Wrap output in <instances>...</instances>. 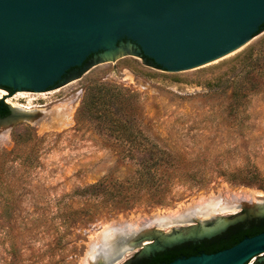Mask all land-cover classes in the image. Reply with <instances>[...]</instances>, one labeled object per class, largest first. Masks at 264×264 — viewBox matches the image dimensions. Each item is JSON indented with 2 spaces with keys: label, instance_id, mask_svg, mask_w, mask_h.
<instances>
[{
  "label": "rangeland",
  "instance_id": "374dc122",
  "mask_svg": "<svg viewBox=\"0 0 264 264\" xmlns=\"http://www.w3.org/2000/svg\"><path fill=\"white\" fill-rule=\"evenodd\" d=\"M95 63L58 88L0 99L31 113L11 116L12 127L0 122V264H91L108 226L179 214L215 195L240 197L242 207L207 217L211 223L198 224L197 232L222 226L215 238L264 220V31L232 54L179 72L130 54ZM94 86L127 91L110 110L135 126L128 145L135 137L148 139L175 156L181 173L172 181L176 201L120 210L109 196L89 195V185L106 175L131 177L136 166L124 157L144 154L120 146L117 130L103 125L96 109L78 115L88 94H96ZM187 243L191 239L174 247ZM153 254L138 248L116 264H142Z\"/></svg>",
  "mask_w": 264,
  "mask_h": 264
},
{
  "label": "water",
  "instance_id": "95a60500",
  "mask_svg": "<svg viewBox=\"0 0 264 264\" xmlns=\"http://www.w3.org/2000/svg\"><path fill=\"white\" fill-rule=\"evenodd\" d=\"M263 31L264 0H0V86L52 90L90 61H115L127 54L179 72L220 59ZM20 115L31 113L12 108L0 122L12 127L9 118ZM210 223L190 214L174 222L169 232L148 223L126 225L90 263L116 264L138 248L142 254H155L188 239H211L222 226L196 230L198 224ZM186 229L189 235L179 234ZM107 250L111 253L105 254ZM261 253L264 232L215 253L183 256L167 264H248Z\"/></svg>",
  "mask_w": 264,
  "mask_h": 264
},
{
  "label": "trees",
  "instance_id": "16d2710c",
  "mask_svg": "<svg viewBox=\"0 0 264 264\" xmlns=\"http://www.w3.org/2000/svg\"><path fill=\"white\" fill-rule=\"evenodd\" d=\"M94 90H96V94H88L78 115L87 110L96 109L100 113L99 119L103 125L117 130L119 136L116 137V140L120 146L129 147L131 151L141 149L140 151H143L144 154H140L141 156L131 154L124 157L136 166L131 177L118 179L106 175L96 183L89 185L87 189L89 195L109 196L111 203L115 205L114 207L117 206V209L120 210H133L144 204L151 208L176 201L173 195L172 181L175 178L179 179L181 173L178 172L180 167L175 156L157 142L148 139L142 143L134 136L135 139L130 141V145H128L125 138L128 134L135 132V126H132L130 120L120 114L119 118L112 117L115 114L110 109L117 108V105L121 104L119 97L128 95L123 94L127 91L119 88H105L104 86H94ZM106 93H108L109 98ZM9 112V106L0 100V116L4 117ZM201 181L203 182V180ZM201 181L198 180L197 183H201ZM200 187L199 184L198 186H191L193 190ZM263 231L264 220L253 223L249 227L237 226L221 236L198 243H187L158 253L152 258L150 264H167L183 256L215 253L232 247L246 236H254Z\"/></svg>",
  "mask_w": 264,
  "mask_h": 264
},
{
  "label": "bare ground",
  "instance_id": "6f19581e",
  "mask_svg": "<svg viewBox=\"0 0 264 264\" xmlns=\"http://www.w3.org/2000/svg\"><path fill=\"white\" fill-rule=\"evenodd\" d=\"M235 51H233V52H235ZM233 52H231L229 54H232ZM214 61H216V60H214ZM214 61H212V62H214ZM0 93L2 94V96L7 94L5 90H1ZM10 103H12V102H10ZM16 107L20 108L21 110H24V111H27L30 109L29 106H24V105H17ZM59 113H60L62 118L66 117V114H67L66 107H61ZM235 197L234 198H230V197L224 198L222 195H215V196H212L210 198L208 197L206 199H203L199 203L195 204L194 207H192L191 209L184 211L182 213H179V214L176 213L173 215L167 214V215L155 216L154 218L149 219V220L144 221V222L143 221L140 222V220L138 219V221H136L134 223L132 222L133 224H130V225L128 224L127 226L128 227L133 226L135 228H138L139 226H142L145 223L146 224L148 223L151 226H161V228H166V226L167 227L172 226V224L174 222L178 221V219L185 218L187 215H190V214H195L198 217L202 216L203 218H207L213 214H221V213L230 212V211L233 212L234 208L239 209L240 206L237 205V202L242 200L240 197H238V198L237 197L235 198ZM125 226L126 225H122V224L116 225L115 224V225L108 226V228H106L105 230L103 229L99 235V237H100L99 239L101 242L98 241L99 246L95 250L96 252L92 254V256H94L100 250V248L103 247V245H104V247H106L105 246L106 242L109 244H112L116 233L120 232ZM191 233H193V232H191ZM148 243L149 242L146 241L144 244H148ZM109 253H111L110 250H107L105 252V254H109Z\"/></svg>",
  "mask_w": 264,
  "mask_h": 264
},
{
  "label": "flooded vegetation",
  "instance_id": "af4514ba",
  "mask_svg": "<svg viewBox=\"0 0 264 264\" xmlns=\"http://www.w3.org/2000/svg\"><path fill=\"white\" fill-rule=\"evenodd\" d=\"M89 60H91V58L90 59H88V61ZM1 90H5L6 91V93H8V96H13V95H16V93L18 92V91H15L14 89H12V88H8V87H3V86H0V91ZM19 93V92H18ZM20 93H22V92H20ZM4 96H1L0 97V99L1 98H3ZM13 97H15V96H13ZM9 102V101H8ZM14 107V106H13ZM20 109V108H19ZM28 112H29V110H27ZM11 114V109H10V112H9V114L8 115H6V116H4V117H7V116H9ZM1 117V116H0ZM264 232V231H263ZM257 235V234H256ZM203 241V240H202ZM201 242V241H200ZM193 243V242H192ZM195 243H198V242H195ZM174 248V247H173ZM168 249H171V248H168ZM168 249H166V250H168ZM166 250H164V251H166ZM161 252H163V251H161ZM161 252H157V253H155V254H153L150 258H148L144 263H142V264H150L151 262H152V258H154L158 253H161ZM254 259H256L255 261L256 262H253V263H251V264H264V253H261V254H259V255H257ZM252 261V260H251Z\"/></svg>",
  "mask_w": 264,
  "mask_h": 264
}]
</instances>
